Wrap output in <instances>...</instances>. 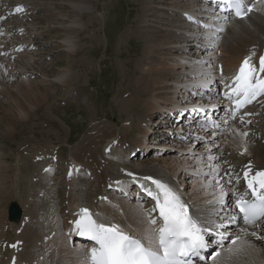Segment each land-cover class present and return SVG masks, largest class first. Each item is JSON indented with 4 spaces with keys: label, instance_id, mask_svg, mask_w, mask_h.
Wrapping results in <instances>:
<instances>
[{
    "label": "bare ground",
    "instance_id": "bare-ground-1",
    "mask_svg": "<svg viewBox=\"0 0 264 264\" xmlns=\"http://www.w3.org/2000/svg\"><path fill=\"white\" fill-rule=\"evenodd\" d=\"M1 1L3 3V0ZM47 1L45 3L46 6H50L53 10L49 12L48 9L49 13H44L43 16H40V14L43 13L41 9L44 6L40 5V2L36 0H9L5 4L3 11H1L3 8H0V85L10 84L15 81L14 74H19L22 77L20 78V83L26 86L18 88L20 92L25 94L24 98L21 97V100L23 99L21 103L26 104V108L28 107V110L22 109L25 116L28 113L30 114V111H34L33 109L36 106L38 108L41 102L45 100L47 94L51 96L53 91V88L50 87L51 85L64 87L79 83L77 82L76 71H73L72 68L77 69L76 65H79V67L83 66V64H78L77 59L81 52L77 42L83 39L82 37L78 38L83 33V30L81 32L83 27L80 25L81 21H79V18L84 16L81 15L83 13H89L87 10L92 12V8L89 7L87 2L81 0H67L71 3L68 2L70 4L69 8H71L68 11L71 21H67L65 18H68L67 15L69 14L66 13L68 6L64 4L66 0ZM246 2L252 5L254 9L244 19H233L226 22L222 21L219 16L215 18V13L206 11L205 7L208 8L209 6L197 0H145L142 12L146 15V18L143 17V19L140 18L139 20H141L142 26L145 27L143 35L147 36V51L145 59L141 60L142 64H140V67L133 70V75L134 73L141 74V85L139 88L136 87L133 82L134 77L129 74L127 82L130 83L129 85L131 83L134 85V90L139 93L140 97L144 96L146 98L143 107H136L138 108L137 111H141L138 113H142V117H139L142 123L140 126L138 125L137 129V134L140 135L137 136L136 143L132 141L129 143L127 139V141L124 139L127 136L126 130H124V135L120 132L117 133L112 124L110 125L107 121L93 125L90 132L85 134V140L82 144L72 150V157L69 159L67 167L66 181L68 186L63 193V199L60 194L58 196L57 194L55 196L52 195L56 189L53 191L50 187L55 186L54 188H56V177L51 179V176H48L49 179L43 183V191L47 193V197L50 200L47 205L48 214L43 226L44 231L50 228H60L61 239L66 236L65 232L69 236L67 238L68 242L66 240L67 243L64 240H56L53 243L57 245L56 254L58 256L56 258L53 253L49 252L48 258L58 259V264H85L87 251L83 243L77 241L76 245L73 244L74 246L72 247L69 244L71 243V232L75 228L74 221L76 220L77 210L81 207H88L103 222L117 224L123 230L139 237L143 236L150 227H155L149 224V219L152 217L150 199L145 194L139 197L141 201L136 198V195H140L141 192L138 191L136 193L138 188H135L134 181L153 186L149 181L143 179L145 176L160 178L173 186L189 205L193 216L197 217L202 223L210 221L214 217L213 222L216 225L215 223L222 220L228 213L226 212L227 210L231 212L234 209L230 203L233 200V191L226 185L227 181L234 177L230 172L234 169H236V172L242 169L241 173H244L247 170L246 166L249 165L251 166V173L264 170V96L258 99L253 106L244 110L245 115L240 120L241 123L230 121L228 117L222 118L225 114L223 109L228 107L226 105H229V102L223 99L222 101L218 100L222 94V86L218 84H221L227 75H232L238 71L243 58L255 52L252 62L258 67L259 56L264 55V39L261 38L264 37V0H246ZM18 6L23 11L15 12L16 15H12L13 10ZM9 17H12V20H9ZM188 17H192L193 20H189ZM47 18L54 19V21H49L50 25H48L46 32L53 31L54 35L60 39L52 40L51 45L54 48H58L57 50H63L62 53L68 56L66 66L55 78H48V68L44 66V63H41L44 55L51 51L44 48L48 45L44 42L40 44L39 48L34 47L38 52L31 50L33 48V45H31L32 36L38 33L37 29H41L40 25H42V23L37 25L38 23L36 22ZM167 18H172V27L167 28L165 26L164 30H149L153 20L157 21L159 19L160 22H166ZM200 22H205L206 25H211V27H203L199 25ZM79 25L80 27H78ZM218 29L223 30L219 31ZM37 35L35 39H41L44 34ZM214 43H218V46L215 45L213 46L215 47L214 49H209L210 46L207 45ZM187 44L192 45L191 49H188ZM21 47L26 49L19 52ZM218 48L222 52L221 56L216 55V49ZM205 49H208L205 56L201 57L198 55L199 52H203ZM188 50L194 53L193 58L186 54ZM160 53L168 54L167 56H160L164 57L163 59H157L159 57L157 55ZM5 72H7L6 76H4ZM31 74H36L40 77V85H47L44 88L45 94L42 91L40 97L30 96L37 95L32 90L34 88L33 84L36 83L31 80ZM79 94L83 97V94L77 93L74 99H77V96L81 99L82 97ZM50 98L52 99V97ZM208 98L210 101L206 102ZM15 99L18 100L16 97ZM119 101L124 109H128L132 107L134 99H119ZM196 105H200L202 109L204 106H209L211 109H207V111H212L213 106L220 108L218 109L220 112L218 115H215L216 109L213 111V117L220 124V127L216 128L217 130L215 131L211 130V126L202 125L193 114L188 113L183 118V120H188V122H194V124L193 122L191 123L193 126L189 127V132L192 134L202 135L204 133L202 127L213 132L210 134L204 133L205 136L198 135L200 139L195 137L198 142L209 140L207 146L204 144L199 146V144L195 147L191 143L180 149L181 146L168 145L164 142L159 148V153L162 155H158L156 158L143 156L142 159L137 160L139 154L147 155V148L155 146L154 141L158 140L157 142H159V139L168 137L167 134H162V131L168 130L170 131L169 133L173 134L176 131H184L182 129L188 126L179 124L180 128L176 129V127H173V123L181 115L182 111L189 110L190 112ZM158 112L163 114L167 112V115H170V117H166L161 114L162 118L159 117L161 118L159 124L165 127L160 129L157 128L158 126L152 127L148 125L149 121L152 120L151 118ZM171 117L175 119L171 120ZM163 118H167L166 121L168 123H164ZM222 121L224 122L222 123ZM247 121H251L250 127L254 130L246 126ZM158 122L159 120L156 123ZM226 128L230 131L228 144L226 146L221 141L220 149H218V144L213 143L218 140H214V138L219 137L223 133L222 130ZM260 128L263 131H260ZM185 131L187 132V129ZM193 131L195 132L193 133ZM240 133H247V136L240 135ZM259 137V140H255ZM177 147H179V150H172L173 148L177 149ZM185 152H187L186 154L190 157L191 162L183 160L187 157L186 155V157L180 158ZM209 155H212L214 159L210 161L208 159ZM209 165L212 167H209ZM50 168L52 169L50 172L54 174V163L51 164ZM213 169L219 173L217 179H219L220 187L216 186L215 180H210ZM128 172L133 173L136 179L133 180L132 177L128 176ZM187 179H190V181ZM118 181L119 183H117ZM1 183L0 186H3ZM111 186L117 188L122 186V191L120 192L115 188L111 189ZM48 187L49 190H46L45 188ZM107 189L110 191L114 190L112 197L107 194ZM222 192L225 194L224 200L230 207H222L219 203ZM132 193H134L133 196ZM119 194L120 196H117ZM122 197L126 199L124 201L120 200ZM130 197L134 199L131 201L127 200ZM59 198L64 202V208L60 207L62 202H59ZM32 201L34 202L35 199L32 198ZM18 204L21 210L24 211L21 220L19 222L9 220L8 222L16 226L23 224L22 228L26 229V224L29 220L27 219L24 222L26 211L22 203ZM224 223H227V221H224ZM242 228H247L249 232L255 230L264 236V224L257 229L247 225H233L225 229L227 232H231L228 241L231 242L235 238L233 236L242 235L240 232ZM35 236L40 241V235L37 232ZM248 239L256 245L254 247L260 252L256 249L254 252H239L235 255V261H231L227 256V243H225L219 248L220 251L210 258L211 260L209 259V261H212V264H232L237 262L239 264H264V240H257L254 237H249ZM16 242L18 243V241ZM257 245H262L263 248ZM29 246L32 249L34 242L31 241ZM1 258L0 254V264H2ZM81 261L84 262L81 263ZM22 264L28 263L25 261Z\"/></svg>",
    "mask_w": 264,
    "mask_h": 264
},
{
    "label": "rangeland",
    "instance_id": "rangeland-1",
    "mask_svg": "<svg viewBox=\"0 0 264 264\" xmlns=\"http://www.w3.org/2000/svg\"><path fill=\"white\" fill-rule=\"evenodd\" d=\"M8 1L3 0V3L1 1V8H3L1 11L5 9V4H7ZM36 1H39L40 5L44 6L41 9L43 13H41L40 16H43L44 13H49L50 10H53L50 6H46L45 3L47 0ZM81 1L87 2L89 7L92 8V12L91 10H87L89 13H83L81 15L84 16L79 18V21H81L80 25L83 27L81 28V32L83 30V33H81L78 38L82 37L83 39L82 41L78 40L77 42L78 47L81 50L80 54H82H79L77 59L78 64H83V66L79 67V65L75 64L77 69L72 68L73 71H76V78H78V80L76 79L77 82L82 83H75L69 86L66 85L64 87L61 85H51L50 87L53 88L51 96L47 94V100L45 97V100H43L44 103L42 101L38 108L36 106V108L33 109L34 111H30V114L28 113L26 116L24 115V111L22 109L28 110V107L26 108V104L21 103L23 100H21V97L24 98L25 94L20 92L18 88L21 86H26L25 84L21 85L20 83V78L22 77L19 74H14L15 81L11 82L10 84L0 85V183L2 182L1 184H3V186H0V254L2 256V264H13L14 259H16L14 264H22L25 263V261L28 264L59 263L58 259H53V257H50L52 259L51 260L48 258L49 252L53 253V256L57 258V245L53 243L56 242V240H64V242L67 243V238H69V236L65 232L66 236L61 239L60 228H50L49 230L47 229L45 231L43 228L48 214L47 205L50 202L47 197V193L43 191V183L47 181L48 176H51V179H55L56 177L57 186L56 188H54L55 186H51L50 189L52 188L53 191L56 189L52 195L55 196V194H57L58 196L60 194L62 199L63 193L65 190H67L68 186L66 181L67 172L65 173V171L61 170L58 171L59 167L57 168L56 164L59 163V160L57 161L55 158L60 157L62 164L68 161L72 157V150H74V148H76V146L79 144H82V142L85 140V134L90 132L93 125L102 123L104 121H107L110 125L112 124L117 133L120 132L124 135V130H126L125 132H127V138L124 137V139L125 141L128 140L129 143L130 141L136 143V138L140 135L137 134V129L138 125L140 126L142 123L141 118H139L140 116L142 117V113H138L140 110L137 111L138 108L136 107H143L146 98L144 96L140 97L139 93L134 90V85H132V83L129 85L130 83L127 82L129 74L134 77L133 82L136 87L139 88L141 85V74L134 73L133 75V70L137 67H140V64H142L141 60L143 61V59H145L147 51V36L143 35L145 27L142 26V22L139 20L140 18L143 19V17L146 18V15H144L142 12L145 0ZM68 2L69 1L67 0L64 1V4L68 6L66 10L67 14H69L68 11L71 9L69 8L71 3L69 2V4ZM67 16L68 18L65 19L68 21L71 19L70 14ZM41 21L42 20H40V22H36L38 23L37 25L42 23L43 26L40 25L41 29H37L38 33L33 35L34 37L32 36L31 45H33V48L31 50L38 52L37 49L35 50V48H39L40 44L44 42L48 45L44 48L51 51L47 55H44L41 63H44V66L48 68V78H55L56 75L66 66L68 56L62 53L63 50H57L58 48H54L51 45L52 40H60L54 35V32H46V29L49 27L48 25H50V22L54 21V19L47 18L46 20H43L42 22ZM166 22H160L159 19H157V21L153 20L149 30H164L163 28L165 26L167 28L172 27V18H167ZM80 25L78 27H80ZM44 26L46 27L44 28ZM142 27H144V29H142ZM37 34L44 35L41 39H35V37L38 36ZM261 38L264 39V37ZM215 45L218 46V43H214L212 45L208 44L207 46H210L209 49H214L215 47L213 46ZM191 46L188 45V49H191ZM190 51L191 50H188V53L186 54H188L190 58H193L194 53ZM216 51V55H222V52L219 48L216 49ZM207 52L208 49H205L203 52H199L198 55L202 57L205 56ZM167 54L168 53H160L157 55L159 56L157 59H163L164 57L160 56H167ZM6 75L7 72L4 73V76ZM39 79L40 77H38V75L31 74V80L37 84H33L34 88L32 89L37 93V95H30L31 97H40L42 91L43 94H45L44 88H46L47 85H40ZM77 93L83 94V97L79 94L82 98L80 99L79 96H77V99H74ZM15 97L18 100H16ZM50 97H52V99ZM86 97L87 99H85ZM119 99H134L132 102V107L124 109ZM218 100L222 101L220 98ZM208 101H210L209 98L206 99V102ZM29 108L31 109V107ZM161 114L163 113H156V115L151 118L152 120L149 121L148 125L152 127L158 126V129L165 127L162 124H159L162 118ZM164 116L170 117V115L165 114ZM22 117H24V119H22ZM180 117L181 115L178 116V118ZM178 118L173 123V127L178 129L180 128L179 124L188 127L182 129L184 130L182 132L176 131L175 134L169 133L170 131L168 130L162 131V134H167L168 137L159 139V142H157L158 140L154 141L153 143H155V146H150V148H147V155L145 156L139 154L137 156V160L142 159L143 156L156 158L158 155H162L159 153V148H161V144L164 142H166L168 145L173 144L174 146H181L180 149L184 148L186 144L188 145L191 143L195 147L199 144V146H202L203 144L207 146V142L209 140L198 142L197 139H200L199 136L201 134H198V136L197 134H192L189 132V127L193 126L194 124L193 121V124L191 125L187 123L188 120H178ZM166 119H162L164 120V123H168ZM170 119L174 120L175 118L171 117ZM157 120H159L158 123H156ZM223 122L224 121H222V123ZM250 128L254 130L252 127ZM186 129L187 132L185 131ZM202 129L204 130V133H213L206 130L204 127H202ZM259 130L263 131L261 128ZM194 132L195 131H193V133ZM222 132L223 133L220 134L219 137L214 138V140L218 141L213 142L218 144V149H220L221 141H223L226 146L228 144L230 131L226 128L225 130H222ZM204 133H202L201 136H205ZM195 137L197 139H195ZM259 139L260 137L255 140ZM178 148L179 147H177V149L173 148L172 150H179ZM41 153L48 155L53 153L58 154L59 157L55 155L53 162L50 163V166L53 163L55 165V169L53 171L54 174L49 175L46 171L43 172L41 170L42 168H46L45 166H41L39 164V157ZM186 153L187 152L181 155L180 158L187 156L183 160H187L189 162L190 157ZM48 159L49 158H47V160ZM187 180L190 181V179ZM3 187L6 188V190H4ZM45 189L49 190V187ZM113 193L114 190L110 191L107 189V194L111 197L113 196ZM133 194L134 193H132V196ZM117 196H120V194ZM32 198L35 199L34 202L32 201ZM61 198H59V202H62L60 200ZM124 199L126 198H120L122 201H124ZM133 199V197H130L127 200L131 201ZM14 201L17 203H22L25 208L26 214L24 222L27 219L29 220V222L26 224V229L22 228L23 224L16 226L8 222L9 219L7 216V211L10 204ZM63 203L64 202L61 203L62 205H60V207H65V204ZM27 229L29 230L27 231ZM36 232L40 235V241L39 239L37 240V237L35 236ZM16 241H18V246L17 248H13L12 245ZM31 241L34 242L32 249H30L29 246ZM4 242H8V246H11L3 247ZM76 242L77 241H75V243L73 242L72 244H69L72 247L74 246L73 244L76 245ZM239 244L240 242H238L236 246H233L230 241L227 242L226 253L231 261H235L236 253L230 252L229 248L239 247ZM251 244L253 246L255 245L254 243ZM257 246L263 248L262 245ZM257 251L260 252V250ZM82 262L84 261H81V263ZM206 264H212V261H208ZM232 264L239 263L237 262Z\"/></svg>",
    "mask_w": 264,
    "mask_h": 264
},
{
    "label": "snow or ice",
    "instance_id": "snow-or-ice-1",
    "mask_svg": "<svg viewBox=\"0 0 264 264\" xmlns=\"http://www.w3.org/2000/svg\"><path fill=\"white\" fill-rule=\"evenodd\" d=\"M217 2L222 5V11L234 10L235 15L240 18H244L248 12L252 11V7L246 6L244 0H217ZM15 11L22 12L23 9L18 6ZM188 18L193 20L192 17ZM205 27H211V25H205ZM254 55L255 52H252L243 59L237 74L232 78V85L227 86L229 91L225 93V96L232 101L235 111H239L257 97L264 95V55L259 56L258 67L252 62ZM216 127L218 128L219 125ZM240 135L247 136V133H240ZM208 159L211 161L214 157L209 155ZM209 167L212 166L209 165ZM246 168L244 178L248 191L235 197L234 204L238 213H227V223L235 224L240 218L245 225L257 229L264 224V170L250 175L251 166ZM127 175L133 180L136 179L131 172ZM218 175L219 173L213 169L210 180H215L216 186L220 187ZM143 179L155 186L153 190L144 184L140 185L155 201L152 211H158L159 225L157 226V218L150 217L149 224L156 227H150L141 237H133L117 224L99 222L97 218H93V213L89 209L81 208L77 213L79 218L74 221L77 234L87 236L96 245L87 252L85 264H188V257L199 255V251L207 247L205 233H211L212 229L206 224L214 225V222L202 223L194 217L190 213L189 206L169 184L152 176H145ZM224 195L222 192L219 203L222 207H230L224 200ZM248 196L251 198L246 199ZM214 226L226 228L227 224L221 222ZM240 232L242 235H236L231 240L233 246L240 242L239 247L229 248L232 253L254 252L255 247L251 244L249 237L264 240V236L255 230L249 232L247 228H242ZM216 234L221 241L227 238L225 232Z\"/></svg>",
    "mask_w": 264,
    "mask_h": 264
},
{
    "label": "water",
    "instance_id": "water-1",
    "mask_svg": "<svg viewBox=\"0 0 264 264\" xmlns=\"http://www.w3.org/2000/svg\"><path fill=\"white\" fill-rule=\"evenodd\" d=\"M211 109V108H209ZM9 219L13 221H19L21 218L22 210L20 205H18L16 202L11 203L9 207Z\"/></svg>",
    "mask_w": 264,
    "mask_h": 264
}]
</instances>
